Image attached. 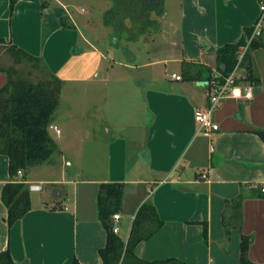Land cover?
<instances>
[{
	"label": "crops",
	"instance_id": "0c3cea01",
	"mask_svg": "<svg viewBox=\"0 0 264 264\" xmlns=\"http://www.w3.org/2000/svg\"><path fill=\"white\" fill-rule=\"evenodd\" d=\"M48 1L43 9L41 0H19L11 13L10 0H0V41L40 58L63 81L59 108L69 85L83 87L75 115L68 118L83 119L88 110L81 103L90 96L96 121L91 127L74 123L70 130L64 122V130L56 111L49 132L61 152L62 174L42 179L30 177L28 171L18 174L28 189L30 183L45 185L41 191L29 190L31 211L11 228L2 201L10 162L0 154V252L9 249L17 264H71L75 259L80 264H103L99 251L106 246L107 232L99 219L98 195L101 184L121 183L123 207L115 231L124 243L145 202L154 204L164 222L155 235L137 245L138 257L239 264L241 236L246 235L252 238L250 259L264 264V141L257 133L264 130V32L255 39L258 47L249 48L236 69L241 85L252 87L253 99L223 101L212 113L219 130L210 135L199 132L195 119L196 111L210 105V73L226 70L217 62L218 49L246 41L247 29L259 18L260 0H178L172 18L166 12L161 21L157 38L161 44L151 52L154 58L140 62L128 48L123 51L130 58L111 68L81 33L68 5ZM185 62L211 72L188 79ZM170 63L179 64L171 74ZM158 65L166 66L163 76L148 72ZM0 66L6 68L2 58ZM248 69L257 81L246 80ZM7 81L8 75L0 72V89ZM57 140H98L104 164L93 165V175L81 177L74 161L78 158L66 157V147ZM92 151L94 157L98 150ZM66 168L78 172L69 177ZM35 193L40 194L37 199ZM238 199L241 228L233 226V206L226 204ZM225 215L231 225L229 239Z\"/></svg>",
	"mask_w": 264,
	"mask_h": 264
},
{
	"label": "trees",
	"instance_id": "16d2710c",
	"mask_svg": "<svg viewBox=\"0 0 264 264\" xmlns=\"http://www.w3.org/2000/svg\"><path fill=\"white\" fill-rule=\"evenodd\" d=\"M42 8L49 6L48 0H41ZM109 7L104 14L106 27L112 30L110 46L114 49L128 51V44L155 42L161 34V21L165 16L164 0H107ZM264 0H260L263 2ZM19 0H10V11L13 13ZM63 26H67L63 22ZM253 28L247 29V35L252 34ZM246 44L241 39L236 44H226L218 49L217 62L225 64L223 76L229 75L238 64L239 51ZM258 47L254 40L252 49ZM13 59L16 66L3 68L0 72L8 75L7 83L0 89V154L9 158L10 181L2 190V201L8 208V225L11 228L31 211V194L28 186L18 180L20 171L27 172L31 167L46 163H55V154L60 155L56 141L52 138L49 127L59 108L63 81L53 74L43 64L40 58L33 56L15 45H5L0 41L1 51ZM245 58V57H244ZM246 59V58H245ZM244 60V59H243ZM242 61L240 64H242ZM31 67L29 77L22 75L20 67ZM186 78L194 79L204 71L205 67L183 63ZM195 69L196 73H192ZM205 69V70H204ZM246 80H256L251 69H248ZM211 86L217 80L209 76ZM257 81V80H256ZM264 141V130L257 132ZM125 185L121 183L101 184L98 195V214L107 232L106 246L99 253L103 264H185L171 258L166 260L148 261L138 257L135 249L139 243L149 240L164 225L154 204L145 202L138 210L133 221L130 236L124 243L115 231L113 216L123 207ZM227 207L232 204L233 226L242 225V199L227 201ZM227 239L230 237L231 225L226 222ZM204 237L208 238V226L204 225ZM252 243L250 236L242 235L240 242V263L256 264L249 257ZM0 264H17L10 250L0 252ZM71 264H80L75 259Z\"/></svg>",
	"mask_w": 264,
	"mask_h": 264
},
{
	"label": "rangeland",
	"instance_id": "374dc122",
	"mask_svg": "<svg viewBox=\"0 0 264 264\" xmlns=\"http://www.w3.org/2000/svg\"><path fill=\"white\" fill-rule=\"evenodd\" d=\"M66 5H68L70 13L77 23L79 30L84 35V37L94 45L97 51H99L105 58H107L105 64L109 68H111L115 63L127 61L130 57L127 56L123 50L121 49H114L110 46L111 40V33L112 30L106 27L104 23V14L109 7V2L107 0H62ZM164 8L165 14L166 12H170L171 15L169 19L172 18V11L179 9V1L178 0H164ZM84 44V43H83ZM161 44V39H157L155 42H143V43H130L128 44V48L138 57V61L144 62L149 61L152 57L154 58L155 54H152L155 51V47ZM152 52V53H151ZM2 58V66L8 68L12 66H16L13 62V59L10 57L9 54L3 52L1 54ZM177 63H170L167 65L168 73L171 74L173 71H176L179 66ZM117 67V66H116ZM166 66L158 65L157 67L150 68L154 74L158 76H163L162 71ZM22 70V75L24 77H29L32 72L31 67L29 65L20 67ZM106 72V71H105ZM35 77L34 74L31 75ZM92 85H89V87ZM111 85H109L110 88ZM83 87L71 84L66 88L65 96L63 98V103L60 106L58 111L59 119L56 121L60 122L61 129L64 128V122L69 123L67 128L70 130L71 127H76V124H81L82 122H87L88 126L91 127L93 121H96L93 117V110L90 105L91 97H86L85 102L81 103L85 104V115L83 119H74L71 121L69 116L75 115V106L76 103H80V100L77 98L78 90L82 89ZM108 88V87H107ZM72 106V108H70ZM57 113V112H56ZM55 113V115H56ZM83 114V113H82ZM64 118V119H62ZM55 119L56 116H55ZM71 121V122H70ZM63 122V123H62ZM95 123V122H94ZM74 124V125H72ZM84 125V124H83ZM56 136V135H55ZM66 147V157L74 160L82 170L81 177H87L93 175V165L99 164V166L104 164V150L103 147L97 144L98 140H57ZM96 148L98 150L94 157H92L91 153L92 150ZM54 158L56 159L55 163H46L39 166L31 167L28 170V174L30 177L35 179L39 178H58L62 174V166L63 163L61 161V156L55 154ZM93 159H95L93 161ZM67 176L75 175L76 169L66 168ZM78 172V171H77ZM75 173V174H74ZM48 185L45 186V190H47ZM40 194L35 193L34 196L37 199ZM45 201V200H40ZM47 201V199H46ZM68 203V202H67Z\"/></svg>",
	"mask_w": 264,
	"mask_h": 264
},
{
	"label": "built area",
	"instance_id": "2783aa9c",
	"mask_svg": "<svg viewBox=\"0 0 264 264\" xmlns=\"http://www.w3.org/2000/svg\"><path fill=\"white\" fill-rule=\"evenodd\" d=\"M264 32V1L260 2V14L257 22L253 26V31L250 36L246 37V44L241 47L239 51L238 64L236 68L227 76H223L222 74H217L214 76L215 79L220 80L223 79L222 82L215 81L211 86V92L209 93L210 105L202 110H198L195 113V119L198 125L199 132H202L206 135L212 134L214 131L219 130V125L213 121L212 113L215 109H217L223 101L229 99H245L251 100L253 99V89L250 86L241 85V81L236 74V69L243 61L246 56L252 42L260 37ZM174 77L177 80L181 79V76ZM53 128V127H51ZM55 130L59 133V129L54 127ZM19 175H22V171L19 172ZM206 177V175H204ZM43 183H30L29 190L30 191H41L44 188ZM264 191V188H263ZM121 219V215L119 213L113 216L114 224L117 225L119 220ZM116 230V229H115Z\"/></svg>",
	"mask_w": 264,
	"mask_h": 264
},
{
	"label": "water",
	"instance_id": "95a60500",
	"mask_svg": "<svg viewBox=\"0 0 264 264\" xmlns=\"http://www.w3.org/2000/svg\"><path fill=\"white\" fill-rule=\"evenodd\" d=\"M81 51H82L81 49H77V50H76V52H78V53L81 52Z\"/></svg>",
	"mask_w": 264,
	"mask_h": 264
}]
</instances>
